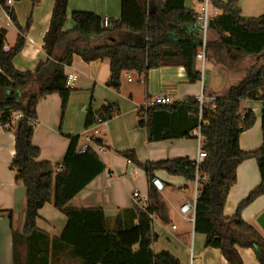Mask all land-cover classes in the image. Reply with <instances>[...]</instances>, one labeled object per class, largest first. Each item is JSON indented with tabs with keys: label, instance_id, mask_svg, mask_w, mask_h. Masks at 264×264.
Returning a JSON list of instances; mask_svg holds the SVG:
<instances>
[{
	"label": "trees",
	"instance_id": "trees-1",
	"mask_svg": "<svg viewBox=\"0 0 264 264\" xmlns=\"http://www.w3.org/2000/svg\"><path fill=\"white\" fill-rule=\"evenodd\" d=\"M30 1L32 6L39 3ZM67 1H54L43 38L46 58L38 61L33 70L20 71L14 66L25 46L31 17L22 27L10 11L18 37L9 50L4 49L6 30L0 29V127L14 133L15 155L10 169L26 193L23 231L12 232L13 264H60L63 254L79 264H180L166 251H152L156 235L150 215L162 220L166 216V208L153 187L145 211L137 207L124 210L110 228L100 208L66 207L105 170L96 152L88 147L80 153V137L68 136L61 164L38 162L39 149L32 144V137L39 100L56 94L65 110L72 89L66 86L64 70L71 65L73 55L84 62L109 60L106 86L116 92L120 91L123 72L145 75L163 66H180L190 85L200 82L201 73L196 68V54L202 46L199 16L184 7V0H121V17L109 20L107 27L103 26V18L94 13L74 11V28L65 31ZM210 1L221 15L212 21L217 38L210 41L206 34L205 56L219 70L242 71V80L230 86L225 95L213 97L212 104L189 96L171 104L150 105L137 113L138 126L146 130L148 142L185 139L198 131L206 157L200 163L187 157L141 163L132 150L118 154L145 171L149 179L160 170L190 183L197 177L201 189L195 203L194 231L204 235V247L219 250L228 264H243L238 249H250L257 262L264 264V238L241 217L246 207L264 195V14L243 17L235 0ZM1 8L9 11L4 0H0ZM112 34L123 38L98 46H81L87 40ZM243 101L262 105V144L251 152L239 148V136L256 121L251 109H242ZM119 112L113 103L94 111L90 102L84 127L90 128L97 120L107 122ZM14 115L18 118L13 123ZM92 143L103 146L100 139H92ZM249 159L256 161L260 182L238 204L234 214L226 216L225 202L236 182L237 168ZM48 203L69 222L59 238H51L36 227L39 211ZM126 217L130 219L127 227Z\"/></svg>",
	"mask_w": 264,
	"mask_h": 264
},
{
	"label": "crops",
	"instance_id": "crops-1",
	"mask_svg": "<svg viewBox=\"0 0 264 264\" xmlns=\"http://www.w3.org/2000/svg\"><path fill=\"white\" fill-rule=\"evenodd\" d=\"M54 1L39 0L38 4L32 6L30 0H15L11 7L20 26L23 27L27 18L31 17L25 46L14 60V66L18 70H33L38 61L45 60L43 38L49 27ZM235 1L240 11L241 7L237 0ZM209 2V11L213 15L210 21H213L214 17L221 15V11L215 9L210 0ZM184 7L193 10L198 16L203 11L201 0H184ZM74 11L91 12L101 18L118 20L121 17V0H68L65 31L74 28L71 20ZM0 14H2L0 29L6 30L4 49L9 50L16 43L18 31L12 21L10 23L6 21L2 11ZM207 36L210 41L217 38L214 28L208 30ZM121 38L123 35L112 34L111 37L102 36L87 40L82 42L81 46L84 44L98 46ZM196 68L201 73V81L195 85L187 82L185 71L180 66H163L152 69L145 75L123 72L120 91L116 92L106 86L110 77L109 60L84 62L79 56L73 55L71 65L64 70L67 76L74 77L67 106L62 111L61 100L56 94L39 100L36 109L37 122L32 137V144L39 149L38 162L61 164L69 145L67 137L79 136V149L88 145L96 152L105 167L101 174L67 203V208L78 210L100 208L111 228L121 212L135 207L131 198L134 191L146 198L148 205L150 204L149 176L121 157L119 152L132 150L141 163L182 157L196 160L199 148L198 131L185 139L148 142L146 130L140 128L137 123V113L147 100L159 95L170 97L171 103L189 96H194L198 100L201 95L204 98L223 96L230 86L238 84L244 76L242 71L219 70L208 58H205L203 69L198 62ZM90 102L94 111L108 103L117 104L120 110L111 120L97 126L99 135H94L84 127ZM241 107L251 109L256 115V121L251 129L239 136V148L243 152L255 151L262 144L260 120L262 105L260 102L243 101ZM13 118L14 123L18 115H14ZM86 137L100 139L103 146L96 147L92 142L87 143ZM14 144L13 131L0 127V264H13L12 232L21 234L25 219V188L15 181L16 174L10 169L15 155ZM153 176L159 178L165 186L162 192H156L159 201L166 208L163 220L158 216H151L152 231L156 235V240L152 244L153 253L166 251L180 264H188L190 255L193 264H228L219 250L204 247L205 237L200 233L203 250L199 249L197 258L194 255L193 239L195 234H198L194 231V216L183 215L180 207L192 201L195 184L182 177L170 176L161 170L155 171ZM259 182L256 161L249 159L242 162L236 171V182L228 193L224 215H233L238 204ZM199 185L200 182L198 187ZM175 192L179 194L178 198L174 197ZM9 213L12 219L9 218ZM263 213L264 195L246 207L241 217L264 238V231L257 222ZM125 224L126 227L130 225L129 217L125 218ZM68 225L65 216L55 210L52 203L46 204L39 211V218L36 220L37 229L51 238H59ZM238 252L243 264H259L252 250L238 249ZM60 264L79 262L63 254Z\"/></svg>",
	"mask_w": 264,
	"mask_h": 264
},
{
	"label": "built area",
	"instance_id": "built-area-1",
	"mask_svg": "<svg viewBox=\"0 0 264 264\" xmlns=\"http://www.w3.org/2000/svg\"><path fill=\"white\" fill-rule=\"evenodd\" d=\"M202 4H203V11L199 14V27L201 29L202 35H203V41H202V46L200 48V50L198 51V53L196 54V61L201 65V68H204V64H205V36L208 32V30L210 29V19L212 18V14L209 11V7H210V2L209 0H201ZM5 6L9 9V11H5L2 8L0 9V11H2L4 18L6 19V21L8 23L11 22V15H10V11H11V7L13 6V4L15 3V0H4ZM108 22L109 20L107 18H103V26L107 27L108 26ZM74 81V77L73 75H68L67 76V81H66V86L71 87ZM172 102L171 98L168 96H164V95H159L158 97H155L151 100H147L142 109L145 110L148 106L150 105H166V104H170ZM199 102H206L208 104H212L213 103V98H204L202 95L199 98ZM104 122H101L100 120H97V122L91 126L90 128H88L87 130H90L94 133V135H99L100 133L97 130V126L103 124ZM86 142L87 143H91L92 139L90 137H86ZM198 141H199V148H198V152H197V157H196V162L200 163L205 157H206V152L204 151V149L202 148V143L200 140V135L198 132ZM88 148V145H84L80 148L79 152L80 153H84V151ZM198 183L199 180L196 177V180L194 182L195 184V191H194V196L191 202L185 203L180 207V212L183 215L186 214H191L194 216V209H195V203L197 200V196H198ZM149 184L151 187H153L157 192H162L164 190V184L162 183V181L157 178V177H152L149 179ZM131 198L133 200V202L135 203V207H137V209H139L140 211H145L146 208L148 207V201L146 198L141 197V195L137 192L134 191L131 194ZM151 217V215H150ZM188 264H193V259L192 256L190 255L189 258V262Z\"/></svg>",
	"mask_w": 264,
	"mask_h": 264
},
{
	"label": "rangeland",
	"instance_id": "rangeland-1",
	"mask_svg": "<svg viewBox=\"0 0 264 264\" xmlns=\"http://www.w3.org/2000/svg\"><path fill=\"white\" fill-rule=\"evenodd\" d=\"M241 10L239 11L240 15L246 17H258L264 14V0H237ZM2 16V14H0ZM28 19V18H27ZM7 27V26H5ZM198 189H201V184L199 185ZM174 197L178 198L179 194L175 192ZM203 243H202V236L195 234L193 239L192 249L195 252V257L197 258L199 249L203 250Z\"/></svg>",
	"mask_w": 264,
	"mask_h": 264
},
{
	"label": "water",
	"instance_id": "water-1",
	"mask_svg": "<svg viewBox=\"0 0 264 264\" xmlns=\"http://www.w3.org/2000/svg\"><path fill=\"white\" fill-rule=\"evenodd\" d=\"M213 22L210 21V28H213ZM80 150V149H79ZM259 225L261 226V228L263 229L264 231V213L258 218V221Z\"/></svg>",
	"mask_w": 264,
	"mask_h": 264
}]
</instances>
